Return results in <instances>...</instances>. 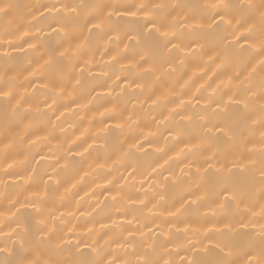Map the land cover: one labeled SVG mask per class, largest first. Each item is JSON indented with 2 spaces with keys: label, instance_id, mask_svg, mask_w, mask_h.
<instances>
[{
  "label": "bare ground",
  "instance_id": "obj_1",
  "mask_svg": "<svg viewBox=\"0 0 264 264\" xmlns=\"http://www.w3.org/2000/svg\"><path fill=\"white\" fill-rule=\"evenodd\" d=\"M10 2L19 7L7 17L0 15V87L11 81V104L19 101L20 107L13 113L0 97V247L5 246V237L13 230L19 232L27 225L35 232L40 226L37 221L43 219L49 226L55 223L57 235L73 246L81 241L84 251L89 250L86 245L103 246L116 264H142V250H151L153 238L154 258L161 264L164 260L187 264L193 258H213L204 249L212 248L220 239L216 230L226 217H231V236L240 248L236 258L243 259L250 245L259 248L264 225L260 189L258 184L249 186L243 176L240 181L250 195L239 208L232 206L225 211L208 201L198 208L189 207L182 215L169 214L180 206V197L189 187L195 189L194 182L201 177L211 186L218 179L216 169L247 164L237 155L218 154L209 160L212 153L207 149L200 153L185 149L181 153L183 143H165L171 141L170 131L203 123L201 115L211 119L216 105L228 101L239 83L236 72L241 73L240 79L247 75L243 57L224 64L220 59H209L212 48L220 49L215 33L203 35V49L154 85L158 92L171 89L175 95L164 93L167 101L151 108V101H145L147 90L141 92L135 82L128 86L137 79L136 69L129 63L133 58L139 60L131 47L134 41L123 33L111 42L102 34L94 35L88 43L90 52L85 50L77 59L47 65L45 61L56 48V33L48 24L53 23L60 4L74 0ZM83 2L132 5L141 0ZM167 2L197 4L205 0ZM176 15L183 20L180 9ZM134 19L142 20L143 16L124 18ZM9 39L15 47L8 46ZM81 42L83 38L77 32L66 55L70 56ZM29 44L34 47L29 48ZM86 60L90 62L85 64ZM259 72L257 68V82ZM61 76L65 80L63 92L59 88L53 91L54 82ZM77 78L81 83L74 87ZM178 95H183L186 106L170 112L179 103ZM130 114L138 123L126 119ZM187 116L193 117L192 124L185 119ZM117 123H123V128L116 127ZM135 144L143 146L139 150L130 147ZM259 149L257 142L255 151ZM255 167L258 169V163ZM173 177H181L182 183L174 186ZM36 208L41 209L39 214ZM176 225L180 228L178 234ZM169 231L172 239H165ZM7 246L11 250V240ZM3 255L0 253V258Z\"/></svg>",
  "mask_w": 264,
  "mask_h": 264
},
{
  "label": "snow or ice",
  "instance_id": "obj_2",
  "mask_svg": "<svg viewBox=\"0 0 264 264\" xmlns=\"http://www.w3.org/2000/svg\"><path fill=\"white\" fill-rule=\"evenodd\" d=\"M17 7L19 6L10 0H0V15L7 17ZM40 7L50 8L56 5ZM177 9H180L183 14L182 21L177 19ZM56 12L53 23L48 24V28L56 33V48L53 49L45 64L53 65L63 59H77L85 50H88L89 40L94 35L102 34L111 42L119 40L123 33L126 39L134 41L131 47L134 54L139 56L138 61L135 58L129 61L136 69L137 79L129 82L128 86L135 82L141 92L147 90L148 95L145 96V101H151V108H156L162 101H167L168 96L164 93L175 95L171 89L158 92L154 85L163 75L175 72L177 66H182L187 57L196 56L198 51L203 49L204 45L200 43L203 35L209 32L215 33L217 47L220 49L216 51L215 47L212 48L208 53L209 59H220L224 64L243 57V67L247 75L244 79H240L241 73L236 72L239 83L236 85V91L228 96V101L216 105L211 119L201 115L199 120L203 123H197L192 128L178 127L174 132L170 131L171 141L166 140L165 143H183L184 148L180 150L181 153L185 149L196 153L207 149L212 153L209 160L214 159L218 154L237 155L242 160H246L247 164L243 167L240 164H233L232 167L216 169L214 175L218 179L214 180L211 186L201 177L200 181L194 182L195 189L189 187L180 197V206L169 214L176 217L182 215L189 207L198 208L208 201L225 211L232 206L239 208L250 195L240 181V177L243 176L249 186L258 184L261 215L264 217V0H259V3L256 0H205L197 4L141 0L132 5L85 3L83 0L80 2L74 0L70 4H60ZM141 15L142 20H124L126 16ZM77 32L81 34L83 42L75 45L70 56L66 55L72 47V41ZM84 32H87V36L83 35ZM241 41L244 43L241 44ZM7 43L9 47L16 46L11 39ZM64 44L68 47L64 48ZM33 47V44H29V48ZM58 49L63 50L58 51ZM89 62L90 60H86L85 64ZM257 68L260 69L258 82L255 79ZM82 71L83 68H81ZM80 83V79L77 78L74 87ZM10 84L11 81H8L4 87H0V97L4 99L6 105L11 106L10 110L15 113L20 103L17 101L16 104H11L14 95ZM47 86V84L44 85V87ZM64 87L65 80L61 76L54 82L52 90L59 88V91L63 92ZM177 99L179 103L170 109V112H176L177 108L183 109L186 106L183 95H178ZM190 103V100L187 101V104ZM210 105L211 102L209 107ZM101 115L103 116V113ZM126 119L138 123V119L134 120L131 114ZM185 119L189 124L193 123L192 116H187ZM123 126V123L116 124L118 128ZM257 142L260 144L258 152L255 151ZM250 144L253 145L252 148H249ZM142 146V144L130 145L137 150ZM257 156L258 160L254 159ZM165 163L168 161L166 160ZM257 163L258 169L255 167ZM234 168L238 171L234 172ZM199 171L200 168L197 167V173ZM172 182L174 186L182 183L181 177H173ZM40 212L41 209L36 208V213ZM37 223L40 226L35 232L30 231L25 225L21 231L13 230L5 237V246L0 247V253L4 254L3 258H0V264H116L114 259L108 258L103 246L86 245L85 247L89 250L84 251L80 247L81 241L78 240L73 246L64 237L57 235L55 223L49 226L43 219L38 220ZM176 227L178 234L180 228L178 225ZM183 231L186 233L188 228L185 227ZM232 232V219L226 217L223 220V226L216 230L220 239L213 244L212 248L204 249L205 253L211 252L213 258H193L187 264H264V225L261 228L259 248L250 245L248 250L243 252V259L236 258L240 248L232 238ZM161 235L164 234L161 233ZM172 236L173 234L169 231L165 239H172ZM8 240L12 242L11 250L7 246ZM154 245L155 238H153V244L149 246L150 251L142 250L141 254L144 256L142 264H161L159 259L154 258L156 253ZM138 264H140L139 261ZM163 264H173V262L164 260Z\"/></svg>",
  "mask_w": 264,
  "mask_h": 264
}]
</instances>
